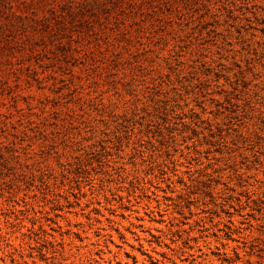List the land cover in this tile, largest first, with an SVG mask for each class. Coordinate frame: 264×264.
Listing matches in <instances>:
<instances>
[{
	"label": "rangeland",
	"instance_id": "rangeland-1",
	"mask_svg": "<svg viewBox=\"0 0 264 264\" xmlns=\"http://www.w3.org/2000/svg\"><path fill=\"white\" fill-rule=\"evenodd\" d=\"M261 177L264 0H0V264H264Z\"/></svg>",
	"mask_w": 264,
	"mask_h": 264
},
{
	"label": "clouds",
	"instance_id": "clouds-1",
	"mask_svg": "<svg viewBox=\"0 0 264 264\" xmlns=\"http://www.w3.org/2000/svg\"><path fill=\"white\" fill-rule=\"evenodd\" d=\"M105 103H107V101H105ZM261 179H264V177H261Z\"/></svg>",
	"mask_w": 264,
	"mask_h": 264
}]
</instances>
